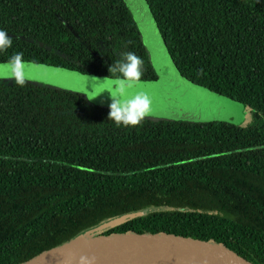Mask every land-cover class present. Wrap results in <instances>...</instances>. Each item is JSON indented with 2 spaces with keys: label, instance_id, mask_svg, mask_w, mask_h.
I'll return each instance as SVG.
<instances>
[{
  "label": "trees",
  "instance_id": "obj_1",
  "mask_svg": "<svg viewBox=\"0 0 264 264\" xmlns=\"http://www.w3.org/2000/svg\"><path fill=\"white\" fill-rule=\"evenodd\" d=\"M142 1L177 75L241 105L249 123L118 127L76 91L0 82V264L92 231L151 229L264 264V0ZM0 30L12 37L0 64L23 53L116 80L110 65L131 51L144 61L139 82L155 80L123 0H0Z\"/></svg>",
  "mask_w": 264,
  "mask_h": 264
},
{
  "label": "rangeland",
  "instance_id": "obj_2",
  "mask_svg": "<svg viewBox=\"0 0 264 264\" xmlns=\"http://www.w3.org/2000/svg\"><path fill=\"white\" fill-rule=\"evenodd\" d=\"M123 1L139 31L155 74L154 81L137 82L127 89L129 96L143 92L151 98L152 110L147 119H182L195 122L213 120L234 125L249 123V114L241 105L182 80L164 54L144 2L142 0ZM30 65L27 83L76 91L88 102L105 107H108L111 102L108 91H115V79L94 78L56 71L36 64ZM0 82L14 81L5 73H0ZM148 211L150 210H143L140 213ZM115 221L112 220L109 224Z\"/></svg>",
  "mask_w": 264,
  "mask_h": 264
},
{
  "label": "water",
  "instance_id": "obj_3",
  "mask_svg": "<svg viewBox=\"0 0 264 264\" xmlns=\"http://www.w3.org/2000/svg\"><path fill=\"white\" fill-rule=\"evenodd\" d=\"M16 264L254 263L216 239H200L151 229L143 233L101 234L92 231L76 235L21 259Z\"/></svg>",
  "mask_w": 264,
  "mask_h": 264
},
{
  "label": "clouds",
  "instance_id": "obj_4",
  "mask_svg": "<svg viewBox=\"0 0 264 264\" xmlns=\"http://www.w3.org/2000/svg\"><path fill=\"white\" fill-rule=\"evenodd\" d=\"M12 46V37L0 30V52H6ZM31 65L23 60V53H15L7 62L0 64V73H5L16 85L24 86L28 79ZM109 72L118 74L115 80V91L110 93L108 120L118 127H135L142 123L151 113V98L143 92L129 96L127 89L139 82L144 73V61L134 52L125 51Z\"/></svg>",
  "mask_w": 264,
  "mask_h": 264
}]
</instances>
